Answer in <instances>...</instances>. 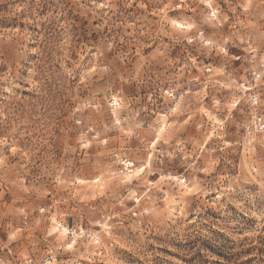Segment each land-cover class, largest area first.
I'll use <instances>...</instances> for the list:
<instances>
[{
    "label": "rangeland",
    "instance_id": "1",
    "mask_svg": "<svg viewBox=\"0 0 264 264\" xmlns=\"http://www.w3.org/2000/svg\"><path fill=\"white\" fill-rule=\"evenodd\" d=\"M0 264H264V0H0Z\"/></svg>",
    "mask_w": 264,
    "mask_h": 264
}]
</instances>
